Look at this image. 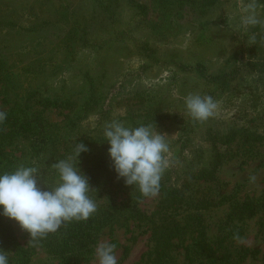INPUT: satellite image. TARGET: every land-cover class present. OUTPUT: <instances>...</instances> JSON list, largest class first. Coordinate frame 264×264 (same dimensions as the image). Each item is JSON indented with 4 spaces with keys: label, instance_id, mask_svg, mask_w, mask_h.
I'll use <instances>...</instances> for the list:
<instances>
[{
    "label": "rangeland",
    "instance_id": "374dc122",
    "mask_svg": "<svg viewBox=\"0 0 264 264\" xmlns=\"http://www.w3.org/2000/svg\"><path fill=\"white\" fill-rule=\"evenodd\" d=\"M247 2L0 0V175L40 161L48 139L47 190L51 166L83 143L78 168L98 204L91 247L60 254L29 245L0 208L9 264H98L100 242L116 246L118 264H264V44L259 27L241 26ZM190 93L218 101L215 114L193 120ZM113 119L169 136L155 197L138 201L118 179L103 134Z\"/></svg>",
    "mask_w": 264,
    "mask_h": 264
},
{
    "label": "clouds",
    "instance_id": "9594fccd",
    "mask_svg": "<svg viewBox=\"0 0 264 264\" xmlns=\"http://www.w3.org/2000/svg\"><path fill=\"white\" fill-rule=\"evenodd\" d=\"M262 9L264 4L259 0H248L243 5L240 22L246 31L259 27V42L264 44ZM257 35L249 36L252 45H256ZM184 99L190 117L200 122L212 117L219 105L210 95L190 93ZM6 119L7 114L0 111V124ZM103 134L110 145L108 155L118 179H123L127 186H137L146 197L158 195L162 177L171 164L169 136L158 132L153 124L131 127L117 119L105 123ZM88 151L83 143H76L71 155L54 163L51 168L57 172L58 181L47 190L39 186L41 179L36 166L21 164L14 172L0 175L2 215L29 234V245L36 247L67 223L87 221L97 212L98 204L91 195L96 192L78 168L81 153ZM250 180L255 182L256 177L251 176ZM234 239H240L238 233ZM95 255L98 264H118L114 244L98 243ZM9 256L10 253L0 250V264H9Z\"/></svg>",
    "mask_w": 264,
    "mask_h": 264
},
{
    "label": "trees",
    "instance_id": "16d2710c",
    "mask_svg": "<svg viewBox=\"0 0 264 264\" xmlns=\"http://www.w3.org/2000/svg\"><path fill=\"white\" fill-rule=\"evenodd\" d=\"M48 105L51 106H57L56 102L52 105L48 103ZM39 148L38 151L34 149L36 152L35 158H38V160L41 158L43 159L42 153L46 151V148L48 147V139H44L38 143ZM41 159V160H42ZM41 160L34 162L32 161V166L40 167L41 166ZM39 165V166H38ZM203 178L206 177V173H203ZM43 177L41 178V180ZM146 196H144L138 189L136 188V198L138 201H142ZM92 219H88L87 221H80V222H72L67 225L62 226L57 233L55 234H49L46 239L40 241L45 243L54 253L60 254V252H67L69 251V248H85L89 249L91 247V243L93 240V226L91 223ZM82 222V223H81ZM71 226V227H70ZM6 244L14 245V239L10 235L7 236ZM23 250V261L26 262L29 256V252L27 250ZM65 257V256H64Z\"/></svg>",
    "mask_w": 264,
    "mask_h": 264
}]
</instances>
